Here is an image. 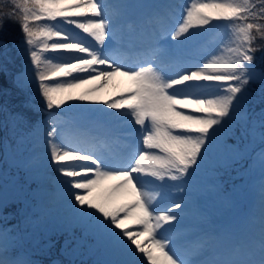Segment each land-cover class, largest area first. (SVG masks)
<instances>
[{"label":"snow or ice","instance_id":"6c2138e0","mask_svg":"<svg viewBox=\"0 0 264 264\" xmlns=\"http://www.w3.org/2000/svg\"><path fill=\"white\" fill-rule=\"evenodd\" d=\"M9 2L22 15L17 18L16 11L0 14V31L8 21L20 25L48 119H53L50 114L54 108H71L69 101L82 102L85 111L98 114L106 132L125 139L127 151L111 158L80 148L65 149L56 142L58 127L51 125L45 135L51 146L49 164L57 173V191L45 199L39 156L29 151V145L39 138L36 126L25 112L12 111L0 103V112L8 116V136L0 138L4 151L0 166V264H39L33 257L54 247L53 228L65 237L61 250L69 257L77 255L91 239L127 254L129 258L120 264H138L137 251L142 254L141 264L144 257L147 264H264V205L260 239L254 247L236 246L201 260L194 258L196 250L185 254L176 248L168 235L189 213L208 222L199 211V194L230 205L217 179V168L227 170L240 164L254 151L252 145L257 140L264 164V62L258 66L256 61V53L264 52V47L253 46L256 33L264 39V0L258 9L253 0H188L181 22L173 29L157 27L159 17L153 14L135 36L128 37L150 56L135 66L117 63L110 55L125 37L116 30L118 16L109 11L105 0H31L38 12L27 6L29 0ZM30 21L46 23L34 30ZM57 24L74 26L84 39H76L72 31H62ZM218 26L231 33V43L202 66H189V45L210 27ZM88 38L93 43L87 42ZM38 43L42 51H50L51 58L40 55L35 48ZM9 51L7 42L0 41V74L8 70ZM59 57L69 58L54 63ZM117 74L128 77L132 87L118 97L97 100L93 93ZM93 81L99 83L86 94L70 95L72 89ZM13 82L21 91L30 87L24 70ZM186 89L214 91L202 94ZM212 149L217 159L209 170L210 184L193 186L192 175ZM107 180L117 183L93 199V191ZM146 183L158 184V188L146 190ZM165 189L174 190L179 198L159 207L157 197ZM128 190L135 199L114 206V198ZM17 204L20 207L14 212L7 211ZM15 217H19L17 222L10 223ZM126 220L142 230H128L123 226ZM227 234V230H210L205 238L219 244ZM139 236L148 239V246L142 245Z\"/></svg>","mask_w":264,"mask_h":264},{"label":"rangeland","instance_id":"374dc122","mask_svg":"<svg viewBox=\"0 0 264 264\" xmlns=\"http://www.w3.org/2000/svg\"><path fill=\"white\" fill-rule=\"evenodd\" d=\"M125 1L128 2L130 0H115V4H113V6L109 8V11L113 12V13H116L118 18H119V14H120V12H122V9H120L118 7V5H123L124 3H126ZM133 1L138 2L139 0H131L130 2H133ZM151 1L154 4H157V6H158V2H161V3L165 2V0H151ZM181 1H183L184 4H186L188 2V0H176L174 4L181 3ZM120 2H122V4H120ZM204 2H208V0H204ZM253 2L257 5V9H258L260 7V0H253ZM134 4L132 6H134ZM27 6L33 11H37V12L39 11V8L37 6H34L31 3V0H29V4ZM135 7H136V5H135ZM19 13H20V15H22V12L19 11ZM122 14H123V12L121 13V15ZM30 23H32V22H30ZM44 23H46V21L36 22V24H32L34 30H38L40 27L43 26ZM213 23L215 24V22H213ZM55 27L59 28L58 26H55ZM6 28H8V27H6ZM213 28H215L216 30L218 29L217 32L215 31L216 33L214 32V35L217 34L218 36H217L216 39L212 40V43H216V40L219 41V45L215 44V47H214L213 50L215 52L214 54H216V53L219 54V51H220L221 47L224 46V45L230 44L232 39H233V37L231 36V33L228 32L223 26H218V27H213ZM4 29L2 31H0V41H6L7 42L10 52L12 54L17 55L21 59V65H22L21 69L19 68L18 70H16L15 74L12 76V80H13V78L15 77V75L18 72H20L21 70H24L26 72V78L28 79V81L30 83V87L28 89L24 90V91H20L22 93V101L20 103H17L19 101L18 100L17 102H12V101L8 102L9 104L4 102V98L6 97V95H5V93L2 94L3 93L2 89H0V103H3L4 105L7 106V109H10L12 111L25 112V111H27V109H25V105L31 107L32 110L30 112H31L32 116H31L30 120L35 124L36 129L38 131V134L42 133L43 135H45L46 130H48V128L51 125H53V124L55 126H57L58 129L60 130L61 127H63L65 124L68 123L67 121H68V119L70 117L68 115L72 111H78V112L80 111V113H82L83 115L89 114V115H95L96 117H98V114H96V113L85 111L83 109V106L81 105L82 102L69 101L68 103L72 105L71 108H68L67 106H63L62 110L54 108L51 111V114H50L53 119H48L49 114L44 109L43 101H42V99H41V97H40V95H39V93L37 91L36 82L34 80V75H33L34 74V70L31 71L30 55H29V52H28V46L24 43V36L21 33L18 37H12L11 36V32L8 33V29L7 30H4ZM59 29L62 30V31H66V32L67 31H72L73 33L77 32V34L80 37L84 38V34H82L80 30L74 29V26L68 25L65 28H59ZM5 32H7V33H5ZM205 34H206V32L203 35H201V36H204ZM224 35H225V38H220L221 36L224 37ZM201 36H199V37H201ZM199 37H197L194 42H196ZM43 38L44 37H39V39H43ZM48 42L50 43L51 41H48ZM87 42L90 43L89 38H88ZM194 42H192V43H194ZM11 45L15 46L18 49L14 48V50H11V48H10ZM35 48L39 52V50H40L39 49V44H37L35 46ZM212 56H213V54H212L211 51L210 52H206L205 53V58H204L205 62H204V59H202L203 62L204 63L208 62V60H210L212 58ZM43 57L44 58H51V56L47 55V54H45ZM68 58L69 57H59L57 59H54L53 62L56 63V62H59L60 60H67ZM200 66H202V65H200ZM115 79L116 78H114V77L110 78L107 81V83L104 85V87L102 88V93L98 92L97 94H93V96L97 100L103 101V100H106V99H111L113 97H118L120 93H124L125 90L128 91V89L132 87V82L129 80L128 77H126L125 78L126 80L124 81L126 86L124 85V83L117 82ZM97 83H99V82L93 81V82H91V85H89V86L90 87H94V86H96ZM186 91H188V92L196 91L197 93L208 94L207 93L208 90H204V89H195V90L194 89H186ZM80 94L83 95L84 93H78V94L76 93L75 96H80ZM11 99H13L12 96H11ZM36 110L39 111V113L37 115L38 117L33 118V115H35V111ZM7 120H8L7 113L6 112H0V123L3 124V130H1V132H2L1 138H4V137L8 136V127L6 126ZM45 120H48L47 124L44 123ZM99 126L103 127L104 125L102 124V122L99 119H97L96 128L99 129L98 128ZM136 127H138V126H136ZM92 129H94V128H92ZM117 135H119V134H117ZM117 135H115L114 137H110V141H106L104 143L99 142L100 149L102 150V153L104 155H106L108 157H111V158H114L113 155H116V153L120 149H124V146H126L124 144L123 140L120 139L121 136L119 135L117 137ZM38 139L41 140L40 147L42 145H44V147H45L46 144H47L46 139L45 138H41V137H39ZM36 141H38V140H36ZM109 142H112V143H109ZM115 142H116V144H115ZM35 148H36V146H34V141H33V143L29 145V151L34 152ZM259 149H260V145H257V147L254 150V154H253L254 157L251 159V161L249 163V166H248V169H247V171L249 173H251L252 171H254L256 169V163H257V165H258V163H259V165L262 164L261 160H260V157H259ZM1 150H2V155L0 157V165L3 166L2 164H3L4 151H3L2 148H1ZM46 151H47V154L49 155V151L48 150H46ZM210 152H211V154L213 156L217 155L214 149L210 150ZM44 168H45V176L43 175V177H44L43 183L45 184L46 179H48V177H46L47 174L49 173L48 168H52L50 166V164H49V160L46 163V165H44ZM115 183H117V181H114V180L104 181L100 186H98L93 191L92 198L93 199L100 198L104 194V192L109 188V186H111V185H113ZM204 183H207V182L204 181V180H194V181L191 182V184L193 186H198V185H201V184H204ZM45 187H46L45 188V190H46L45 197L47 195V192H49V190H50V193H49L48 196L55 194L56 191H57L56 179L52 180V185L49 188L47 186H45ZM144 187L146 188V190H149V191H151V189H152L151 186L149 185V183H146L144 185ZM224 191L227 194V196L230 198L231 203H235V200L232 199L230 197L229 193H228L229 189L228 188H224ZM255 192H256V194L254 196L253 201L260 208V213L258 215V218H259V220L262 223V205H264V185H263V188L261 187V185H257L255 187ZM163 194H165L164 191L159 197H157V203H159V200L163 197ZM64 196L67 199H69V200L71 199L70 197H67V192L64 193ZM178 198H179V194L175 195L172 198V200L174 201V200H176ZM202 198H203L202 202H204V203H206V201L210 202V204L213 207L212 211L214 212V215L219 216V215H222V214L223 215H227L228 214V212L230 210V205L223 206L218 201H216L214 199V197H212L210 195H204ZM134 199H135L134 194H132L131 191L128 190L124 194L115 197L114 201H113V204H114V206H118V205H121V204H127L129 202H132ZM197 199H198V197H197ZM19 207H20V205L17 204V205L11 206L10 209L16 210ZM56 210L62 212L64 209L63 208H58ZM10 212H14V211H10ZM189 214H187V215H189ZM18 219H19V217L12 218L11 219V223H16ZM194 223L199 225V223H197V221L194 222ZM123 226L125 228H127L128 230H130V231L133 230V229H135L137 231L142 230L138 226L134 225L133 221H131V220H126L124 222ZM177 227L178 226H176V228ZM261 228H262V226L259 229L260 230L259 231V235H258L259 237L256 238L254 246H256L258 244V241L260 239ZM138 239H139L140 242H142L143 246H148L149 241H148V239L145 236H139ZM201 239L203 241L207 242L205 236H203ZM43 243H45V241L42 240L41 244L43 245ZM63 243H64V240L61 242V244L59 246V253L65 257V256H68V255L64 254V252L61 250ZM92 244H93V246L96 247V250L100 251V254H102L103 257L106 256L104 258V262H106L107 264H113V263L120 264V262H122L124 260H127L129 258V256L127 254H125L124 252H121V251H119L117 249L112 248L111 246H109L107 243H105L103 241H101V243L99 245L96 244L95 241H92ZM173 245L175 247H179L181 244H180V242L173 241ZM133 247H135V246L133 245ZM80 250H81V248L79 249V252H80ZM213 252L215 253L214 248H212L210 250V253H213ZM98 254H97V256H98ZM111 254L116 257L114 261H113V256ZM135 255L137 257L138 264H141L140 257L142 256V254H140L137 251ZM213 255L211 257L208 256L205 259L213 258ZM198 259H201V258H198ZM201 260H203V259H201ZM143 264H147V258L146 257L143 258Z\"/></svg>","mask_w":264,"mask_h":264},{"label":"trees","instance_id":"16d2710c","mask_svg":"<svg viewBox=\"0 0 264 264\" xmlns=\"http://www.w3.org/2000/svg\"><path fill=\"white\" fill-rule=\"evenodd\" d=\"M9 11H16L17 18L21 16L19 11H17L13 7L12 3H10L9 0H0V14L7 13ZM30 22H32L31 24H36V22L34 21H30ZM7 29H8V33L11 32L12 37H18L22 33L20 25L17 23H13L12 21H8L5 24L4 30H7ZM256 35H257V39L253 46L254 47H264V39H261L258 33H256ZM10 48L11 50H14V47L12 45ZM9 57L10 58L8 59L7 72L0 74V89H2V92H3L2 94L5 93L6 95V97L4 98V102L6 103L11 102V101L17 102L19 100L17 103H20L22 101V93L20 92L21 90L18 89L16 85L14 84L12 80V76L15 74L16 70L22 67L21 59L17 55L12 54L10 51H9ZM256 61H257L258 66L262 65V62H264V52L256 53ZM11 96L13 99H11ZM25 109H27L25 113L28 115L29 118H31L32 114L30 111L32 110V108L25 105ZM0 126H1L0 127V138H1L2 136L1 130H3V124L0 123ZM256 142H259V141L257 140ZM1 155H2V150L0 148V157ZM250 155H251V151H250V154L247 156V158L243 160L240 164L233 165L231 168L227 170L223 168H217V173H218L217 179L221 181L224 186H228L231 188H236L238 185H240V187H242L245 190L243 193V196L245 198H248V196L250 198V195H248V193L246 192L249 190V187H248L249 182L251 181L253 183L257 178V174H251L249 176L245 175L248 160L251 158ZM210 158H211V155L210 153H208L207 159L201 162L200 167L196 171V173H199L202 176L203 180L210 181L211 173L209 172V170L214 166L216 162V160L214 162H212V160L210 161ZM236 196L237 195H233L234 198H236ZM54 235L58 236L57 242H60L61 239L64 237L58 234H54ZM77 237H79V235H77ZM88 242L85 244L86 247H87ZM48 253L49 252H47L43 256H48L49 255ZM82 262H84L85 264H91L92 256H89L87 260H83Z\"/></svg>","mask_w":264,"mask_h":264},{"label":"bare ground","instance_id":"6f19581e","mask_svg":"<svg viewBox=\"0 0 264 264\" xmlns=\"http://www.w3.org/2000/svg\"><path fill=\"white\" fill-rule=\"evenodd\" d=\"M168 1L170 3H172L174 0H168ZM105 3H107L110 7H112L113 4H115V0H105ZM135 5L136 4H134V6H132L130 8L128 6V9L123 11V14L119 17V20H121V22L119 21L117 23L116 30L119 27H121L122 24H124V27L125 28H129V25L133 22V17L131 15V12L135 13V11L137 10V7H135ZM161 5H162V8H166V6L163 5L162 3H161ZM146 7H147V4L146 3H142L141 9H145ZM55 26H58L59 28H65L68 25H66V24H57ZM73 35H74V37L76 39H81L76 33H73ZM220 38H225V35H224V37L221 36ZM45 39L46 38L39 39V40L43 41ZM41 48H42V45L39 44V49H40L39 50V53H40V55L42 57L45 54L51 56L50 51L49 52H44V51L41 50ZM188 65L189 66H193V63H190L189 62ZM30 66H31V71H33L34 68L31 65V63H30ZM121 76L122 75H117L116 78H120ZM89 85H91V83L82 84L79 87L72 89L71 92H70V95L75 96L76 93L77 94L78 93H84V94H86L89 89L93 88V87H90ZM210 91H214V89L213 90H208L207 93H209ZM98 92L102 93V88ZM98 92L93 93V94H97ZM80 95H82V94H80ZM39 137L46 139V135H43L42 133L39 134ZM81 140H82V138H81V131L77 130L76 128H74L72 126H67V127L61 128L58 131V135H57V138H56L57 144L58 145H63L65 149H67V148H80L81 150H84V149H82L78 145V141H81ZM40 144H41V140L40 139H38V141H34V146H36L34 153H36L39 156V160H40V170H41L42 174L45 176V168H44V165H46V163L48 162V157H49V155L47 154V151L46 150H48L49 153H50L51 146L47 143L45 147H44V145H42L40 147ZM120 153H121V151H120ZM48 171H49V173L46 176V177H48V179H46V182L44 184V188H46L45 186H47L49 188L52 185V180L57 178L56 177L57 176V173H56V171H55V169L53 167L52 168H48ZM49 193H50V190H49V192H47V195L45 197L46 199L48 198Z\"/></svg>","mask_w":264,"mask_h":264}]
</instances>
